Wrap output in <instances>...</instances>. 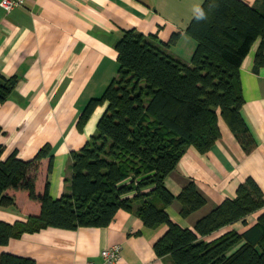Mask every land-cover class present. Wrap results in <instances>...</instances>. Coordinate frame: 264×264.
Returning <instances> with one entry per match:
<instances>
[{
    "label": "trees",
    "instance_id": "16d2710c",
    "mask_svg": "<svg viewBox=\"0 0 264 264\" xmlns=\"http://www.w3.org/2000/svg\"><path fill=\"white\" fill-rule=\"evenodd\" d=\"M200 12L204 18L197 19ZM186 33L197 43L189 64L133 29L123 32L115 44L117 76L100 97L87 103L79 125L98 105L106 103V108L96 133L70 153L69 189L60 197L49 192V144L29 160L19 158L16 149L3 158L0 144V205L27 214L24 222L0 220V246L46 227H105L122 209L135 212L149 228L167 226L153 247L172 264H264V199L254 180L240 184L235 198L198 218L193 229L173 222L165 206L178 201L181 216L188 217L206 198L193 180L178 195L164 183L187 147L204 154L220 137L219 117L245 153L256 147L241 114L239 69L258 37L255 68L264 64V11L242 0H204ZM179 35L173 33L164 45L174 44ZM16 81L0 72V103ZM258 210L256 221L242 232L232 229L207 238ZM0 264L35 261L3 252Z\"/></svg>",
    "mask_w": 264,
    "mask_h": 264
},
{
    "label": "crops",
    "instance_id": "0c3cea01",
    "mask_svg": "<svg viewBox=\"0 0 264 264\" xmlns=\"http://www.w3.org/2000/svg\"><path fill=\"white\" fill-rule=\"evenodd\" d=\"M204 0H25L10 11L0 7V72L15 77L9 97L0 103L2 157L13 150L23 160L32 159L49 144L53 166L48 176L49 192L60 197L69 189L70 153L79 151L96 133L106 103L92 111L79 125L87 103L100 97L117 76L116 42L126 30L143 34L171 56L189 64L197 45L186 33L192 17ZM264 11V0H242ZM177 41L166 47L173 33ZM261 38L252 43L239 72L243 97L241 114L256 147L245 153L219 117L220 137L204 154L189 146L175 168L165 177L166 188L178 195L193 180L206 203L188 217L180 203L165 206L171 220L193 229L198 218L225 199H233L248 178L255 181L264 199V64L255 68ZM264 56V49H263ZM260 210L213 233L209 240L228 230L242 232L252 225ZM0 220H27L16 206L0 205ZM160 224L149 228L135 212L120 209L108 226L76 229L46 227L11 237L3 252L34 259L35 264H102L101 251L121 246L117 264H172L160 257L154 243L166 232Z\"/></svg>",
    "mask_w": 264,
    "mask_h": 264
},
{
    "label": "built area",
    "instance_id": "2783aa9c",
    "mask_svg": "<svg viewBox=\"0 0 264 264\" xmlns=\"http://www.w3.org/2000/svg\"><path fill=\"white\" fill-rule=\"evenodd\" d=\"M25 0H0V7L6 11H10L17 6H21ZM102 264H117L121 258V246L112 245L101 251L100 254ZM86 264H95L87 262Z\"/></svg>",
    "mask_w": 264,
    "mask_h": 264
},
{
    "label": "clouds",
    "instance_id": "9594fccd",
    "mask_svg": "<svg viewBox=\"0 0 264 264\" xmlns=\"http://www.w3.org/2000/svg\"><path fill=\"white\" fill-rule=\"evenodd\" d=\"M202 18H204V13L200 12L199 15L197 16V19H202Z\"/></svg>",
    "mask_w": 264,
    "mask_h": 264
}]
</instances>
